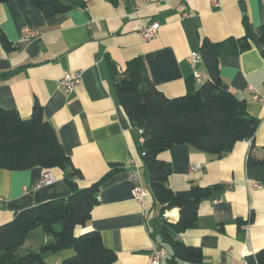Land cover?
<instances>
[{
    "label": "crops",
    "instance_id": "0c3cea01",
    "mask_svg": "<svg viewBox=\"0 0 264 264\" xmlns=\"http://www.w3.org/2000/svg\"><path fill=\"white\" fill-rule=\"evenodd\" d=\"M244 15L249 20L250 46L237 55L221 56L219 71L224 88L244 98L247 111L259 120L250 143L237 141L220 157L188 144H176L160 155L170 171L167 184L173 190L191 183L222 184L214 197L199 203L196 225L175 236L201 248V264H240L241 255L256 264L255 253L264 247V165L248 164L250 156L264 157V59L259 38L264 0H218V4L211 0H76L69 10L51 16L30 0L0 2V29L8 41L7 47L0 41V107L15 109L26 118L34 104L42 106L45 119L81 172L76 179L79 187L103 176L111 165L118 168L100 185L88 223L74 229L75 235L99 231L105 246L117 255L111 264H148L156 246L168 250L161 260L168 264L171 249L161 228L164 218L175 222L179 212L174 207L160 216L147 188L142 204L132 197L133 183L127 179L130 156L138 165L143 188L145 171L133 128L115 94L110 63L122 72L129 59L141 56L160 91L169 97L182 95L194 69L203 76L200 82L194 80L195 88L208 78L203 60L193 68L189 53L199 51L203 40L242 38ZM155 21L157 34L143 41L137 25ZM25 28L36 30V39L20 41ZM75 70L81 71L79 86L70 92L59 88L56 80L65 71ZM193 164L200 168L190 171ZM43 171L38 166L0 169V224L25 207L70 193L64 181L66 171L60 169L52 170L51 184L30 190ZM240 220L243 224L238 225ZM48 240L50 236L37 228L17 253L34 251ZM73 253L72 248L46 253L43 264H58Z\"/></svg>",
    "mask_w": 264,
    "mask_h": 264
},
{
    "label": "trees",
    "instance_id": "16d2710c",
    "mask_svg": "<svg viewBox=\"0 0 264 264\" xmlns=\"http://www.w3.org/2000/svg\"><path fill=\"white\" fill-rule=\"evenodd\" d=\"M4 1L7 0H0ZM30 2L45 16L67 11L76 4V0ZM242 21L246 31L242 38H230L224 42L203 40L199 51L208 78L198 88H195L194 78H188L186 92L182 95L169 97L160 91L151 81L141 56L129 59L122 72L112 62L109 65L115 94L133 128L150 190L161 206L159 215L162 216L165 210L178 208V219L168 222L164 218L161 228L171 249L168 264H177L178 261L202 263L201 248L186 245L175 236L196 225L199 203L214 197L222 184L201 186L191 183L185 189H171L167 184L170 171L161 153L176 144H188L198 151L220 157L227 154L237 141L251 140L259 123L257 117L247 111L245 99L224 88L219 71L221 56L237 55L250 46L246 15ZM259 38L264 59V22L260 25ZM0 41L8 46L1 29ZM139 129L143 137L140 143L137 140ZM248 164L264 165V157L250 156ZM35 166L66 171L64 181L70 193L66 197L25 207L11 220L0 224V264H43L46 253L63 248H72L74 253L58 264L114 262L117 255L105 246L99 231L90 229L75 235L74 229L88 223L91 210L98 202L100 185L118 168L111 165L103 176L79 187L76 179L81 177V172L64 151L53 125L45 119L42 106L34 104L26 118L15 109L0 107V169L25 170ZM238 223L243 224L241 220ZM37 228L50 236V240L41 242L34 251L18 254V248ZM255 261L264 264V247L255 253Z\"/></svg>",
    "mask_w": 264,
    "mask_h": 264
},
{
    "label": "built area",
    "instance_id": "2783aa9c",
    "mask_svg": "<svg viewBox=\"0 0 264 264\" xmlns=\"http://www.w3.org/2000/svg\"><path fill=\"white\" fill-rule=\"evenodd\" d=\"M214 4H218V0H211ZM187 15V14H186ZM138 33L140 34L143 41H147L154 37L157 34L159 29L158 22H152L150 24L139 23L136 27ZM38 33L34 29L25 28L21 32L20 41H30L36 39ZM189 64L194 68L197 63L202 60L201 54L199 51H191L187 57ZM193 78L195 81L200 82L203 78L201 73L197 70H193ZM81 71H65L63 75L56 80V83L59 88L64 91L70 92L73 91L81 83ZM251 89V88H250ZM254 98L260 99V96L257 93H254ZM141 130H137V140L138 142L143 141V137L140 135ZM248 142L250 140H247ZM250 143V142H249ZM128 165L130 168L127 171V179L133 183L131 194L133 199L138 203L142 204V201L146 195V190L142 187L140 183V173L138 171V165L135 162L134 158L130 156L128 160ZM200 167L199 165L193 164L190 166V171H196ZM54 181V175L51 170H44L40 179L30 185V190H35L40 188L43 185L51 184ZM252 187H260L259 183H252ZM247 225V224H246ZM248 229V226L245 227ZM165 249L162 246L154 247L148 255V264H161V260L165 256ZM240 264H249L245 257L241 255Z\"/></svg>",
    "mask_w": 264,
    "mask_h": 264
},
{
    "label": "rangeland",
    "instance_id": "374dc122",
    "mask_svg": "<svg viewBox=\"0 0 264 264\" xmlns=\"http://www.w3.org/2000/svg\"><path fill=\"white\" fill-rule=\"evenodd\" d=\"M143 178V177H142ZM143 181H144V189H146L147 190V192H148V194H149V196L152 198V200H153V202H155V206H154V211L157 213L159 210H160V204H159V202L154 198V196H153V194H152V192H151V190H150V187H149V181H148V174H147V172H144V178H143ZM166 248L168 249V247L166 246ZM23 251L21 250V252L20 253H22ZM24 254V253H23Z\"/></svg>",
    "mask_w": 264,
    "mask_h": 264
}]
</instances>
